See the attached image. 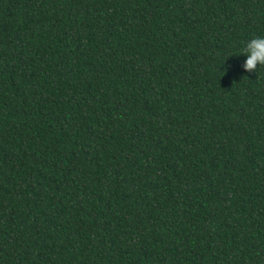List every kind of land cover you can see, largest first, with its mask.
Masks as SVG:
<instances>
[{
    "label": "trees",
    "instance_id": "16d2710c",
    "mask_svg": "<svg viewBox=\"0 0 264 264\" xmlns=\"http://www.w3.org/2000/svg\"><path fill=\"white\" fill-rule=\"evenodd\" d=\"M264 0H0V264H264Z\"/></svg>",
    "mask_w": 264,
    "mask_h": 264
},
{
    "label": "clouds",
    "instance_id": "9594fccd",
    "mask_svg": "<svg viewBox=\"0 0 264 264\" xmlns=\"http://www.w3.org/2000/svg\"><path fill=\"white\" fill-rule=\"evenodd\" d=\"M241 55L245 57L243 62L245 72H251L258 65H264V36H256L248 40Z\"/></svg>",
    "mask_w": 264,
    "mask_h": 264
}]
</instances>
